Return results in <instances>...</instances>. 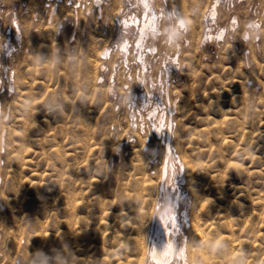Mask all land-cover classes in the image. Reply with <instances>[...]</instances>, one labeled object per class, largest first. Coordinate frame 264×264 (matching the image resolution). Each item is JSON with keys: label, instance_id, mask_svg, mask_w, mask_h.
Segmentation results:
<instances>
[{"label": "rangeland", "instance_id": "obj_1", "mask_svg": "<svg viewBox=\"0 0 264 264\" xmlns=\"http://www.w3.org/2000/svg\"><path fill=\"white\" fill-rule=\"evenodd\" d=\"M112 1L0 0V264H88L94 258L93 264H109L110 257L111 263L124 255L131 232L127 224L133 216L122 210L126 204L116 191L133 190L140 186L137 180L148 176L156 185L168 174H172V195L184 191L185 185L179 184L186 174L178 161L181 157H176L175 147H165L168 132L178 128L183 142L179 146L188 159L189 155L193 162L204 158L199 159L204 165L213 159L205 166L209 181H216L202 189L205 198L199 197L204 200H198V205L203 206L196 209L201 215L208 205L209 215L217 221L209 216L214 225L206 222L204 227L209 236L214 235V240L208 237V262L221 264L224 252L235 246V251L243 252L232 263L262 264L258 259L264 254V0H218L215 16L209 13L214 0H153L152 11L144 9L141 0H123L119 14L125 27L105 18L104 8ZM202 11L207 16H201ZM150 12L155 13L153 29L147 21ZM146 23L144 43L137 44L136 29ZM105 48V55L99 54ZM216 170L223 171L225 178ZM215 174L225 180L223 184ZM222 187L226 203L217 194ZM182 195L177 206L173 200L166 204L161 199V208L178 216L184 206L191 218L193 197ZM226 209L232 217H226ZM96 218L105 221L99 224ZM177 218L174 229L180 236L189 226L183 225V217ZM196 218L203 222L202 216ZM184 234L190 247L189 230ZM225 235L239 240L241 248L232 245L237 242L230 245L229 238L224 241ZM256 240L262 244L258 246ZM141 257L133 255L130 264H156ZM169 262L163 264H175Z\"/></svg>", "mask_w": 264, "mask_h": 264}, {"label": "bare ground", "instance_id": "obj_2", "mask_svg": "<svg viewBox=\"0 0 264 264\" xmlns=\"http://www.w3.org/2000/svg\"><path fill=\"white\" fill-rule=\"evenodd\" d=\"M127 1V0H126ZM129 1V0H128ZM137 1V0H136ZM163 1H165V0H163ZM217 1L218 0H214L213 2H212V4H210L211 5V10L210 9H208V11L210 10V14L211 15H213L214 14V16H215V5L217 4ZM130 2V1H129ZM134 2V1H133ZM141 2H142V4H143V6H144V9H146V10H151L152 11V9H153V4L155 3L153 0H141ZM160 2V1H159ZM158 2V3H159ZM126 3H128V2H126ZM164 4H168V3H163V6H164ZM124 5V2H123V0H113L108 6H106L105 8H104V10H105V14H106V16H105V18L106 17H110L113 21L115 20L116 21V23H118L117 24V26L118 25H120V23H122V24H124V27H125V25H127V23H126V21L125 20H123V17H121L120 16V14H119V12H120V10H121V8H122V6ZM213 5V6H212ZM100 9H101V7H100ZM99 9V10H100ZM202 10V9H201ZM99 13V12H98ZM143 13H146V11L144 12L143 11ZM207 13V12H206ZM206 13H203V11H202V15L201 16H203V17H205V16H207L206 15ZM150 14H151V16L152 17H150L149 16V18L147 19V21H148V24H150L151 23V27H152V29L155 27V26H153L152 25V23L154 22L152 19H153V14H155L154 12H150ZM208 14V13H207ZM99 15V14H98ZM101 16V15H100ZM143 16H145V15H142V17ZM212 17V19L213 18H215V17ZM146 17H148V16H146ZM210 17V18H211ZM67 18V17H66ZM234 18V17H233ZM177 19H180V18H177ZM205 19V18H204ZM130 20H128V22H129ZM134 21H136V19L134 20ZM152 21V22H151ZM205 22H206V24H207V21H206V19L204 20ZM252 21V20H251ZM250 21V22H251ZM191 22V21H190ZM198 21H195V23L194 24H196ZM114 23V22H113ZM135 23V22H134ZM139 23V22H138ZM203 23V22H202ZM253 22H251V24H252ZM255 23V22H254ZM153 24H155V23H153ZM248 24V23H247ZM249 25H250V23H249ZM116 26V27H117ZM256 26V25H255ZM147 28H148V26H147V23L146 24H141L139 27H137V31H136V35H137V41H135V42H137V44H139V43H141V41H142V39H143V37H145V35L147 34ZM120 29V28H119ZM125 29V28H124ZM127 29V28H126ZM135 30V29H134ZM116 31V30H115ZM131 31V30H130ZM129 32V31H128ZM156 32V31H155ZM206 32V31H205ZM126 33H127V31H126ZM152 33V32H151ZM203 33H204V31H203ZM207 33V32H206ZM210 33V32H209ZM208 33V34H209ZM127 34H130V33H127ZM156 34V33H155ZM158 34V33H157ZM211 34V33H210ZM119 35V34H118ZM246 35V34H245ZM134 36V35H133ZM155 35H153V37H154ZM157 36V35H156ZM147 37V36H146ZM201 37H202V34H201ZM204 37H205V34H204ZM204 37H203V39H204ZM155 38H157V37H155ZM211 38V37H210ZM152 41H153V39H152ZM151 41V44H154L153 42ZM143 42V41H142ZM144 43V42H143ZM150 43V42H149ZM124 45V44H123ZM142 45V44H141ZM145 45V44H144ZM140 46V45H139ZM142 47V46H141ZM146 47V46H145ZM104 50V49H103ZM107 50H106V48H105V51L103 52H101V53H99V54H101V55H105V52H106ZM12 72V71H11ZM11 72H10V74H11ZM11 88V87H10ZM227 121H228V119H227ZM228 122H230V121H228ZM228 124V123H227ZM230 124V123H229ZM231 124H232V122H231ZM234 124V123H233ZM181 126V125H180ZM178 127H179V125H178ZM168 130H170V129H168ZM171 131V130H170ZM173 132V131H172ZM169 133V135H167V136H169L168 137V141H166V145H165V147L167 148V149H169L170 147L172 148V146L173 147H175L176 149H177V151L176 152H178L179 154H178V156H176V154H174V152H173V154H174V156H176L177 158H180L178 161H180L179 163H180V166H181V168H183L184 167V169H185V172H186V174H185V176H183V178H181L179 181H181V183H179L180 184V187H181V185L183 184V185H185L184 187H182L183 188V192H178L177 191V193H176V195L175 196H173L172 195V188H170L169 186H171V184L169 185V177L172 175H167L168 176V179H164V177H163V179H161V181L158 183V184H156L155 185V183L153 182V179H152V177H150V176H148V177H146V178H142V180H137V182H139L138 184L140 185V186H138V187H133L131 184H130V186L129 185H126V186H129L130 188H131V186H132V188H134L133 190H130V191H128V190H126V189H122V190H125V191H116L117 192V194L119 193V195H117V196H119L120 198L119 199H121L123 202H125V204H126V207L124 206V208L122 209L123 211H124V209L125 210H129V212H130V214L133 216V217H130V218H133V219H129V222H128V224L127 225H129L130 226V228H128V229H130V238H129V236H126V237H128V238H126L127 239V241L129 242H127L128 244H129V251L127 252L126 251V249H125V251L126 252H124V255H122V256H120V257H118V258H116V257H114L116 254H118V252L116 251L115 252V255H113V259L114 260H112L111 261V263H110V258L109 257H107V258H109V264H130L131 263V261H130V257H132L133 255H134V257L135 256H138V257H140V256H144L146 259L148 258L149 260L148 261H155L156 262V264H163V263H166V262H169V261H171L172 262V260L175 262V264H187V263H191L192 264V262H194L195 260H196V262H194V263H196V264H199V263H197L199 260H201V261H203V262H205L206 264H211V263H209L208 261H209V256H210V254H209V250H208V247H209V245L207 246V244H208V240L209 239H211L210 237H212L213 238V236L214 235H212L211 233H210V235H212V236H209L208 235V233L209 232H205L206 230H205V224H206V222H208V220L210 219V217L212 216H210L209 214H211V213H209V211L210 210H208V209H210V207L207 205L206 207H208V209H205L204 210V212L202 213L201 212V215H198V214H200V212L197 214V208H199V206H203V204L201 203L200 205H198V200L201 198V197H203V198H205L204 197V194L202 193V189L205 187V186H208L209 187V185L210 184H213L212 182H210L209 181V179L210 178H208V176H209V174L207 175V172H206V170L208 169L207 168V166H205V165H207L208 164V166H209V163L211 164V162H212V157H214V156H212L211 157V162L209 161V163L207 162V164H206V162H205V165L202 163L204 160H202V159H204V158H202V159H200L199 158V154L198 155H196L197 157V159L199 158L200 160H202V162H200V160L198 159L197 161H195V162H193V160L194 159H191L192 158V156L190 157V155H189V158L191 159H188L187 158V156H186V154H185V151H184V149H183V147L182 146H179L180 144H183V142H182V140H181V129L180 128H178L177 129V131L176 132H173L174 133V138L171 136V134H173V133H170V132H168ZM206 134V133H205ZM172 137V138H171ZM163 138V137H162ZM171 138V139H170ZM167 140V139H166ZM163 141V140H162ZM125 143V142H124ZM208 145V144H207ZM206 146V145H205ZM211 146V145H210ZM119 147V146H118ZM204 147V146H203ZM203 147H202V149H203ZM136 148H138V147H136ZM208 148H209V145H208ZM218 148V147H217ZM220 148H221V146H220ZM219 148V149H220ZM173 149V148H172ZM199 149H201V148H199ZM205 149H206V147H205ZM132 150H135V148H133ZM195 150H198V148H195ZM194 150V152H196ZM208 151H209V149H207ZM174 151V150H173ZM202 151V150H201ZM219 151V150H218ZM169 152V151H168ZM205 153H206V150L204 151ZM220 152V151H219ZM170 153V152H169ZM168 153V154H169ZM199 153V152H198ZM244 153H245V151H244ZM139 154H140V152H139ZM138 154V152H137V155L138 156H142V155H139ZM167 154V155H168ZM203 154V153H202ZM221 154V156H222V152L221 153H219V155ZM180 155V156H179ZM192 155H194V153H192ZM205 155V154H204ZM252 155V154H251ZM253 155H256L255 153L253 154ZM252 155V156H253ZM260 156H261V154H259ZM259 155H256V156H259ZM263 155H264V153H263ZM166 156V155H165ZM168 156H170V155H168ZM168 156H166V157H168ZM247 156H248V154H247ZM143 157V156H142ZM142 157H140V158H142ZM173 157V156H172ZM176 157H173V158H176ZM207 157V156H206ZM262 157V156H261ZM170 158H171V156H170ZM215 158H217L216 157V155H215ZM219 158V157H218ZM217 158V159H218ZM252 158V157H251ZM250 158V159H251ZM256 158V157H255ZM144 159V158H143ZM143 159H139V161L141 160L142 162H143ZM260 159V158H259ZM145 160V159H144ZM165 160V159H164ZM167 160V159H166ZM166 160H165V162H166ZM169 160V159H168ZM167 160V161H168ZM206 160V159H205ZM221 160H222V157H221ZM255 160V159H254ZM262 161H263V159H261ZM140 161V162H141ZM150 161V160H149ZM171 161V160H170ZM177 161V160H176ZM256 161V160H255ZM258 161H260V160H258V158H257V162ZM146 162V161H145ZM147 162H148V160H147ZM172 162V161H171ZM200 162V163H199ZM214 162V161H213ZM225 162H227V161H225ZM224 162V163H225ZM264 162V161H263ZM151 163H152V161H151ZM163 163H164V161H163ZM167 163V162H166ZM170 163V162H169ZM168 163V164H169ZM178 163V162H177ZM224 163H223V166H224ZM235 163V162H234ZM144 164V163H143ZM150 164V162L147 164V166ZM165 164V163H164ZM225 164H228V163H225ZM231 164V163H230ZM136 165H138V164H136ZM166 165V164H165ZM170 165V164H169ZM175 165H176V163H175ZM234 164H231V166L232 167H235V165L233 166ZM241 165V164H240ZM179 166V167H180ZM226 166V165H225ZM224 166V167H225ZM227 166H229L230 167V165L228 164ZM144 167V166H143ZM169 168L171 167V165L170 166H168ZM174 167V166H173ZM236 167H237V170H238V167H239V165H236ZM148 168H149V166H148ZM163 168H164V165H163ZM228 168V167H227ZM231 168V167H230ZM221 169V168H220ZM219 169V170H220ZM235 169V168H234ZM247 169V168H246ZM170 170H171V168H170ZM237 170H235V171H237ZM239 170H240V167H239ZM244 170V169H243ZM242 170V172H244ZM153 171V170H152ZM166 171V169L164 170V172ZM169 171V170H168ZM167 171V172H168ZM175 171V170H174ZM217 171V170H216ZM225 171V170H224ZM241 171V170H240ZM257 171H259V170H257ZM154 172V171H153ZM177 172V171H176ZM182 172V171H181ZM218 173H219V171H217ZM220 172H221V170H220ZM238 172V171H237ZM241 172V174H245V173H242ZM247 172H249V170L247 169ZM260 172V171H259ZM175 173V172H174ZM173 173V174H174ZM222 173H223V171H222ZM221 173V174H222ZM226 173V172H225ZM239 174H240V172H238ZM237 173V174H238ZM164 174H166V173H164ZM220 174V173H219ZM220 174V175H221ZM240 174V175H241ZM180 175V174H179ZM211 175H214V174H211ZM254 175V174H253ZM173 176H175V175H173ZM215 176H216V174H215ZM217 176H218V174H217ZM216 176V177H217ZM222 176V175H221ZM166 177V176H165ZM179 177V176H178ZM210 177V176H209ZM213 177V176H212ZM219 177L220 176H218L217 177V179H219ZM222 177H224V176H222ZM222 177H220V180H218V182H219V184H223L222 182H224L223 180H222ZM247 178L248 176H244V178ZM127 178V177H126ZM167 178V177H166ZM176 178L177 177H175V179L174 178H172V179H174V180H176ZM225 178V177H224ZM122 179V178H121ZM120 179V180H121ZM119 180V181H120ZM178 180V179H177ZM212 180V179H211ZM244 180V179H243ZM108 181H109V178H108ZM126 181H128V179H126ZM172 180L170 179V182H171ZM213 181V180H212ZM227 181V180H226ZM133 182V181H132ZM218 182H216L217 184H218ZM110 183H111V178H110ZM128 183H129V181H128ZM131 183V182H130ZM171 183H173V182H171ZM226 183V182H225ZM245 183L247 184L248 183V181L246 182L245 181ZM107 184V183H106ZM121 184H123V183H121ZM125 184V183H124ZM137 184V183H136ZM176 184V183H175ZM174 184V185H175ZM218 184V185H219ZM235 184V183H234ZM239 184V183H238ZM242 183H240V185H241ZM100 185V184H99ZM178 185V184H177ZM176 185V186H177ZM182 185V186H183ZM226 185H227V183H226ZM231 185V184H230ZM229 185V188L231 187ZM233 185V184H232ZM236 185V184H235ZM249 185V184H248ZM101 187H102V185H100ZM108 186H110V185H108ZM112 186V185H111ZM135 186V185H134ZM179 186V185H178ZM214 186V185H213ZM221 186V185H220ZM222 186H224V185H222ZM247 186V185H246ZM250 186V185H249ZM106 187V186H105ZM105 187H103V188H105ZM125 187V186H124ZM173 187V186H172ZM217 188H218V186H216ZM235 187V186H234ZM251 187V186H250ZM253 187V186H252ZM251 187V188H252ZM264 187V186H263ZM103 188H101V190H103ZM120 190H121V188H122V186L121 187H118ZM236 188H238V187H236ZM243 188H245L246 189V187L244 186L243 187V185H242V189ZM249 188V187H248ZM94 189V188H93ZM148 189H153L154 190V194L152 193V194H150L151 193V191H149ZM181 189V188H180ZM240 189H241V187H240ZM250 189V188H249ZM223 190H225L226 191V189H224L223 187L220 189L219 188V190L217 189V191H218V193L217 194H219L221 197H222V191ZM234 190H235V188H234ZM248 190V189H247ZM251 190V189H250ZM253 190H256L257 191V189H253ZM263 190H264V188H263ZM100 191V190H99ZM113 191V190H112ZM149 193H148V192ZM181 191H182V189H181ZM225 191H223V195H224V192ZM238 191V190H237ZM246 191V190H245ZM249 191V190H248ZM252 191V190H251ZM261 191V190H260ZM101 193H99V194H102L103 195V193H102V191H100ZM147 192V193H146ZM255 192V191H254ZM258 192V191H257ZM182 193H184V194H186V195H191L192 197H193V205H192V207H191V205H190V207H191V209H190V211L191 210H193L194 211V213L195 214H193V216H191L190 215V217L191 218H189V214H188V211H187V207L186 206H188V205H186L185 207L186 208H184V206H183V208L180 210V212H181V214L180 215H176L177 213H176V211H173V212H171L168 208H165L164 207V209H162L161 208V199L162 200H164L165 202H166V204H168L169 202H170V200H173V204H175V206H177L178 205V200H179V197H180V195H181V197L183 196L182 195ZM226 193V192H225ZM240 193H242L243 194V192H241L240 191ZM245 193H247V191L245 192ZM250 193V191L248 192V194ZM258 193H261V192H258ZM98 194V193H97ZM203 194V196H200V195H202ZM264 194V193H263ZM250 195V194H249ZM254 195V194H253ZM98 196V195H97ZM220 196H218V197H220ZM226 196V194L224 195V198H226L225 197ZM255 196H257L256 194H255ZM263 196V195H262ZM99 197V196H98ZM200 197V198H199ZM207 197V196H206ZM185 198H186V196H185ZM184 198V199H185ZM199 198V199H198ZM201 199V200H204V199ZM223 198V197H222ZM224 198H223V201H224ZM262 197H260V199H261ZM263 198H264V196H263ZM262 198V199H263ZM73 199V198H72ZM102 199H104V197H102ZM117 200H118V198H116ZM189 198L187 197V200H188ZM190 199H191V197H190ZM261 199V200H262ZM82 200V199H81ZM105 200V199H104ZM131 200V201H130ZM183 200V199H182ZM201 200H199V201H201ZM256 200V199H255ZM259 200V199H258ZM15 201V200H14ZM102 201V200H101ZM111 201V200H110ZM180 201V200H179ZM186 201V200H185ZM184 201V202H185ZM189 201V200H188ZM226 201V200H225ZM224 201V203H226ZM257 201V200H256ZM263 201V200H262ZM16 202V201H15ZM183 201H181L180 203H182ZM191 202V201H190ZM190 202H189V204H190ZM251 202H253V200L251 201ZM264 202V201H263ZM10 203H14V202H12V201H10ZM19 203V202H18ZM105 203H107V201L105 202ZM104 203V204H105ZM113 203V202H112ZM117 202H116V200H115V204H116ZM163 203V202H162ZM180 203H179V205H180ZM223 202H222V205L224 204ZM229 203V202H228ZM256 203V202H255ZM262 203V202H261ZM102 204H103V202H102ZM102 204H100V206L102 205ZM107 204H109V207L110 206H112L113 204H111V202L110 203H107ZM107 204H106V206H107ZM120 205L122 204V203H119ZM124 204V203H123ZM172 203H170V205H171ZM185 204H188V203H185ZM234 204V208H235V203H233ZM243 204V203H242ZM260 204V203H259ZM221 205V206H222ZM245 205V204H244ZM117 206V205H116ZM173 205H171V207H172ZM226 206H228V204L226 205ZM261 206H262V204H261ZM264 206V205H263ZM262 206V207H263ZM103 207H104V205H103ZM108 207V206H107ZM119 207V206H118ZM120 207H122V205L120 206ZM169 207V206H168ZM179 207V206H178ZM206 207H204V208H206ZM223 207V209H225L226 207H224V206H222ZM229 207V206H228ZM227 207V208H228ZM236 207H238V205L236 206ZM239 207H240V205H239ZM100 208H102V207H100ZM173 208V207H172ZM110 209V208H109ZM201 209H202V207H201ZM229 209H230V207H229ZM62 210V209H61ZM70 210V209H69ZM103 210V209H102ZM102 210H101V212H100V210H99V213H102ZM107 210V209H106ZM111 210V209H110ZM110 210H109V212H110ZM113 210V209H112ZM112 210H111V212H112ZM199 210V209H198ZM207 210V211H206ZM227 210V209H226ZM242 210H244V209H242ZM263 210V209H262ZM66 211V210H65ZM96 211H97V208H96ZM104 211V210H103ZM120 211V213H122V211H121V209L119 210ZM193 211H191V213L193 212ZM199 211H203V210H199ZM231 211V210H230ZM230 211H226L227 212V214H226V217H227V215L228 216H231V213H228V212H230ZM71 212V211H70ZM106 212H108V211H106ZM113 212H114V210H113ZM112 212V213H113ZM117 212V211H116ZM125 212V211H124ZM212 212V211H211ZM221 213L222 211L221 210H219L218 211V213ZM226 212H224V213H226ZM89 213H91V212H89ZM93 213V212H92ZM97 214H98V212H96ZM96 213H94V214H96ZM126 213V212H125ZM124 213V214H125ZM214 213H216V212H214ZM219 213V214H220ZM252 213V212H251ZM106 214V213H105ZM118 214V213H117ZM253 214V213H252ZM89 215V214H88ZM107 215V214H106ZM108 215H109V213H108ZM110 215H111V213H110ZM118 215H120V214H118ZM194 215H196V216H194ZM214 215V214H213ZM222 215H223V213H222ZM258 215H260V214H258ZM71 216V215H70ZM126 216V215H125ZM179 216H181V218L183 217V225H185V227L186 226H189V229H187V230H185L184 229V233H185V231L186 232H188V230H189V234H188V237L190 238V243L189 244H191L190 245V247H188L187 246V244H185V242L187 241V240H185V234L183 233H181V235L179 236L178 234H177V232H176V223H178V218L177 217H179ZM197 216H202L203 218H200V221L202 220L203 222H199V220H198V218H196ZM210 216V217H209ZM215 216V215H214ZM252 216V215H251ZM250 216V217H251ZM255 216H256V214H255ZM254 215H253V217H255ZM92 217V216H91ZM99 217V216H98ZM112 217V216H111ZM127 217H128V214H127ZM207 217H209V218H207ZM232 217V216H231ZM67 218V217H66ZM85 218H89V216H85ZM180 218V219H181ZM213 218V219H212ZM212 218H211V220L213 221L215 218L212 216ZM225 218V217H224ZM228 218V217H227ZM227 218H225V220H228ZM258 218V217H257ZM68 219H70V217L68 218ZM90 219V218H89ZM97 219L98 218H96V222H98L97 221ZM252 218H250V219H248V221L249 220H251ZM254 219V218H253ZM88 220V219H87ZM91 220V219H90ZM100 220H101V218H100ZM126 220V219H125ZM219 220V219H218ZM220 220H221V218H220ZM257 219H256V217H255V221H256ZM260 220V219H259ZM262 220V219H261ZM95 221V220H94ZM103 220H101V221H99L100 223L99 224H101V222H102ZM105 221V220H104ZM103 221V222H104ZM122 221H123V219H122ZM122 221H121V223H122ZM181 221H182V219H181ZM214 221H216V219L214 220ZM229 221H231V218H230V220ZM233 221V220H232ZM255 221L254 220H252V222H254V225H255ZM70 222H71V220H70ZM92 222H93V220H92ZM102 222V223H103ZM217 222V221H216ZM218 222H220L221 223V221H218ZM250 222V221H249ZM125 223V222H124ZM224 223V222H223ZM226 223V222H225ZM231 223V222H230ZM229 223V224H230ZM90 224H91V221H90ZM95 224V223H94ZM211 224H212V222L211 221H209L208 222V226H211ZM250 224H252V223H250ZM262 224V223H261ZM93 225V224H92ZM97 225V224H96ZM207 225V224H206ZM212 225H214V224H212ZM219 225V223L217 224V226ZM224 225V224H223ZM227 225V224H226ZM253 225V224H252ZM253 225V226H254ZM88 226V225H87ZM97 226H99V225H97ZM174 226H175V229H174ZM182 226V225H181ZM222 226V225H221ZM231 226H233L232 224H231ZM213 227H215V228H212V229H215V231H217V232H219L220 233V228H219V230H218V228L216 227V226H213ZM219 227H220V225H219ZM225 227V226H224ZM224 227L222 228V229H224ZM102 228V227H101ZM181 228V227H180ZM216 228H217V230H216ZM91 229H92V226H91ZM211 229V228H210ZM211 229V230H212ZM221 229V230H222ZM107 230V229H106ZM226 230V229H225ZM254 230V229H253ZM253 230H251V231H253ZM95 231H96V226H95ZM103 231V230H102ZM178 231V230H177ZM183 231V230H182ZM208 231H210V230H208ZM214 231V232H215ZM231 231H233V230H231ZM231 231H230V233H231ZM251 231H250V233H251ZM259 231V233L261 232L260 230H258ZM87 232V229H86V231H85V233ZM98 232V231H97ZM110 232V231H109ZM221 232H223V231H221ZM224 232H226V231H224ZM234 232V231H233ZM94 233V232H93ZM96 233V232H95ZM103 233V232H102ZM110 233H112V232H110ZM118 233V232H117ZM229 233V232H228ZM230 233H229V235H230ZM256 232H254V234H255ZM261 233H263V232H261ZM260 233V234H261ZM99 234V233H98ZM116 234V233H115ZM187 234V233H186ZM218 234V233H217ZM221 234V233H220ZM220 234H218L217 236H219ZM225 234H227V233H225ZM257 234V233H256ZM255 234V235H256ZM96 235V234H95ZM100 235V234H99ZM128 235V234H127ZM222 235V234H221ZM233 234L231 233V236H232ZM116 236V235H115ZM216 236V237H217ZM224 236V235H223ZM254 236V235H253ZM252 235H251V237H253ZM259 235H257V237H258ZM260 236H262V235H260ZM84 237V236H83ZM96 237H98V236H96ZM100 237V236H99ZM98 237V238H99ZM123 237H124V234H123ZM208 237H209V239H208ZM220 237V236H219ZM222 237V236H221ZM230 236H226L225 235V237H224V241H228V238H229ZM250 237V238H251ZM44 238V237H43ZM42 238V239H43ZM100 238H102L103 239V237L101 236ZM111 238V237H110ZM118 238V237H117ZM233 238V237H232ZM230 239L229 240V242H230V245H231V243H233V242H237V243H235V244H232V245H236V246H239L240 248H241V244H240V242H238L237 240H235L234 241V239ZM236 238V237H235ZM237 238H239V237H237ZM236 238V239H237ZM255 238V237H254ZM259 238V237H258ZM261 238V237H260ZM97 239V238H96ZM113 239V238H112ZM116 239V238H115ZM123 240L121 237L119 238V240ZM216 239V238H215ZM221 238H219V240H220ZM241 239V238H240ZM252 239V238H251ZM41 240V239H40ZM44 240V239H43ZM213 240H214V238H213ZM213 240H211V241H213ZM243 240V239H242ZM45 241H46V239H45ZM45 241H42V242H45ZM72 241V240H71ZM90 240H88V242H89ZM115 241V240H114ZM223 241V240H222ZM222 241L220 240V242L222 243ZM232 241V242H231ZM250 241V240H249ZM264 241V240H263ZM65 242V241H64ZM68 242H70V241H68ZM87 242V241H86ZM123 242V241H122ZM121 242V243H122ZM229 242L227 243V245L226 246H228V248H229ZM252 243L251 244H253L255 241H251ZM256 242L258 243V242H260L259 240L257 241L256 240ZM255 242V243H256ZM46 243V242H45ZM75 243H76V241H75ZM74 243V244H75ZM78 243V242H77ZM81 243H82V241H81ZM83 243H85V242H83ZM118 243H120L119 241H118ZM117 243V244H118ZM124 243V242H123ZM226 242H224V244H225ZM244 243V242H243ZM261 243V242H260ZM91 244V243H90ZM89 243H88V245L87 246H89L90 245ZM112 244H114L113 242H112ZM116 244V245H117ZM128 244H126V242H125V245H126V248L128 247L127 245ZM245 244L246 245H249L248 243H246L245 242ZM259 244V243H258ZM258 244H253L254 245V247H256V245H258ZM262 244V243H261ZM264 244V243H263ZM48 245V244H47ZM61 245H63L64 246V244H61ZM80 245V244H79ZM83 245H85V244H83ZM222 245H223V243H222ZM222 245H220V246H222ZM244 245V244H243ZM242 245V246H243ZM77 246H78V244H77ZM82 246V245H81ZM110 246V245H109ZM113 246H115V245H113ZM113 246L111 247L112 249H114L115 250V247L113 248ZM122 246H124V245H122ZM121 246V247H122ZM218 246H219V244H218ZM217 246V247H218ZM226 246H224V247H226ZM258 246H260V244L258 245ZM47 247V246H46ZM48 247H51V245H49ZM53 247V246H52ZM60 247V246H59ZM58 247V248H59ZM62 247V246H61ZM60 247V248H61ZM83 247V246H82ZM86 247V246H85ZM120 246H118V248H119ZM120 247V249H122ZM187 247V248H186ZM193 247H194V249H193ZM211 247V246H210ZM223 247V246H222ZM222 247H218L219 249L221 248L222 249ZM231 247V246H230ZM250 247H251V245H250ZM56 248V247H55ZM63 248V247H62ZM74 248V247H73ZM93 248V247H92ZM91 248V250H94V249H92ZM105 248H107V247H105ZM110 248V247H109ZM117 248V249H118ZM125 248V247H124ZM188 250V248H190L189 249V251H188V253H187V250ZM212 248V247H211ZM217 248V249H218ZM247 249H248V246L246 247ZM258 248V247H257ZM78 249V248H77ZM76 249V250H77ZM85 249V248H84ZM87 249V248H86ZM119 249V250H120ZM224 249V248H223ZM226 249H227V247H226ZM244 249V248H243ZM251 249V248H250ZM52 250H54V249H52ZM63 250V249H62ZM89 250V249H88ZM109 250V249H108ZM124 250V249H123ZM123 250H121V254H123ZM235 250H237L236 249V247L235 246H233L232 247V249H228V250H226L225 252L223 251V250H219V252L220 251H222V252H224V254H223V257L221 256L222 254H220V258H223V260H222V262H221V264H234V263H232V260L233 259H235L238 255L240 256V253L239 252H241V251H235ZM251 250H253V251H255L254 249H251ZM251 250H250V252H251ZM259 250V249H258ZM261 250V249H260ZM67 251V252H66ZM65 252L66 253H68L69 252V249L68 250H66ZM211 251V250H210ZM263 251H264V247H263ZM93 252V251H92ZM96 253H98V251H95ZM110 252L112 253V250L110 249ZM214 252V251H213ZM222 252H220V253H222ZM243 252V251H242ZM241 252V253H242ZM245 252V251H244ZM257 251H255V252H253V255H254V253L257 255L258 253H256ZM58 252H55L54 254H57ZM88 253V252H87ZM103 253V252H102ZM106 253H108L107 252V250H106ZM216 253H217V251H216ZM60 254L62 255L63 253H61V250H60ZM69 254V253H68ZM68 254H67V256H68ZM100 254V253H99ZM120 254V253H119ZM120 254V255H121ZM244 254V253H243ZM247 254V253H246ZM88 255V254H87ZM96 256V254H91V256ZM106 255V254H105ZM217 255V254H216ZM215 255V256H216ZM249 255H251V254H249ZM260 255H262V254H260ZM84 256H86V254L84 255ZM98 256V255H97ZM96 256V257H97ZM101 256H103V255H101ZM112 256V255H111ZM195 256H196V258H195ZM218 257H219V254L217 255ZM216 256V257H217ZM237 257L236 259H238V258H240V257ZM70 259H71V257L70 256H68ZM68 257H67V260H69L68 259ZM73 257H75V256H73ZM100 257V256H99ZM98 257V258H99ZM141 257V258H142ZM216 257H215V259H214V256H213V259L214 260H216ZM242 257H243V255H242ZM54 258L56 259L57 257H55V255H54ZM66 258V257H65ZM65 258H64V260H65ZM82 258H83V256H82ZM101 258V257H100ZM116 258V259H115ZM129 258V259H128ZM211 258H212V256H211ZM251 258H253V256H251ZM259 258H260V256H259ZM63 259V258H62ZM74 259V258H73ZM76 259V258H75ZM86 259V258H85ZM219 259V258H218ZM242 259V258H241ZM241 259H239V260H241ZM244 259V258H243ZM247 259V258H246ZM248 259H249V257H248ZM254 259V258H253ZM49 262H50V260L49 259H47ZM57 260V259H56ZM81 261H82V259H80ZM84 260V259H83ZM87 260V259H86ZM94 260H95V258H94ZM94 260H90L91 262H88V260H87V262H88V264L90 263H92L93 264V261ZM102 260H104V259H102ZM101 260V261H102ZM133 260V259H132ZM134 260H135V258H134ZM136 260H137V258H136ZM143 260V259H142ZM141 260V261H142ZM213 260V261H214ZM54 261V260H53ZM63 261V260H62ZM98 261H99V259H98ZM144 261V260H143ZM245 262H246V260H244ZM253 261V260H252ZM258 261H261V263L262 264H264V254H263V256L260 258V259H258ZM70 262H71V260H70ZM73 262V261H72ZM96 262V261H95ZM218 262H220L219 260H218ZM217 262V263H218ZM249 262V261H248ZM66 263V262H65ZM79 263H80V261H79ZM85 263V262H84ZM102 263H105V261L104 262H102ZM108 263V262H107ZM149 263V262H148ZM151 263V262H150ZM170 263V262H169ZM193 263V264H194ZM202 263V262H201ZM213 263V262H212ZM216 263V264H217ZM237 263V262H236ZM254 263H255V260H254ZM26 264H28L27 262H26ZM56 264V263H55ZM58 264V263H57ZM60 264V263H59ZM68 264H69V262H68ZM78 264V263H77ZM83 264V263H82ZM86 264V263H85ZM95 264H97V263H95ZM98 264H99V262H98ZM101 264V263H100ZM133 264V263H132ZM136 264V263H135ZM248 264H250V263H248ZM253 264V263H252Z\"/></svg>", "mask_w": 264, "mask_h": 264}]
</instances>
